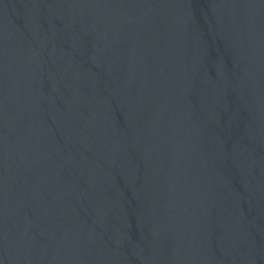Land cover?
<instances>
[{
  "label": "water",
  "instance_id": "water-1",
  "mask_svg": "<svg viewBox=\"0 0 264 264\" xmlns=\"http://www.w3.org/2000/svg\"><path fill=\"white\" fill-rule=\"evenodd\" d=\"M0 264H264V0H0Z\"/></svg>",
  "mask_w": 264,
  "mask_h": 264
}]
</instances>
